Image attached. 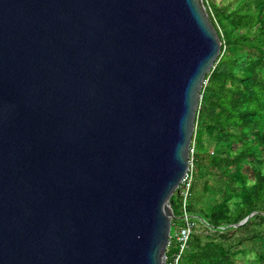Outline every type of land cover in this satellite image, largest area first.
Wrapping results in <instances>:
<instances>
[{"label":"water","instance_id":"obj_1","mask_svg":"<svg viewBox=\"0 0 264 264\" xmlns=\"http://www.w3.org/2000/svg\"><path fill=\"white\" fill-rule=\"evenodd\" d=\"M221 44L201 0H0V264H166Z\"/></svg>","mask_w":264,"mask_h":264},{"label":"trees","instance_id":"obj_2","mask_svg":"<svg viewBox=\"0 0 264 264\" xmlns=\"http://www.w3.org/2000/svg\"><path fill=\"white\" fill-rule=\"evenodd\" d=\"M204 5L222 44L196 114L187 199L195 226L180 264H264V0ZM181 200L176 190L177 224Z\"/></svg>","mask_w":264,"mask_h":264},{"label":"built area","instance_id":"obj_3","mask_svg":"<svg viewBox=\"0 0 264 264\" xmlns=\"http://www.w3.org/2000/svg\"><path fill=\"white\" fill-rule=\"evenodd\" d=\"M207 0H201L204 2ZM190 149V157H189V167L188 170L183 177L178 190L182 196L181 200V215L180 218L182 220L181 224L174 223L172 220V225L175 226L174 230L170 231L169 240L166 246V264H180L184 251L188 246L189 239L191 237V233L194 230L195 222L191 218V214L187 209V199L191 194V186H192V174H193V162H192V147ZM172 228V227H171Z\"/></svg>","mask_w":264,"mask_h":264},{"label":"rangeland","instance_id":"obj_4","mask_svg":"<svg viewBox=\"0 0 264 264\" xmlns=\"http://www.w3.org/2000/svg\"><path fill=\"white\" fill-rule=\"evenodd\" d=\"M178 224H181V223H180V221H178ZM174 228H175V226H174V225H172V228H171V230L173 231V230H174Z\"/></svg>","mask_w":264,"mask_h":264},{"label":"clouds","instance_id":"obj_5","mask_svg":"<svg viewBox=\"0 0 264 264\" xmlns=\"http://www.w3.org/2000/svg\"><path fill=\"white\" fill-rule=\"evenodd\" d=\"M178 190V189H177ZM173 220V219H172Z\"/></svg>","mask_w":264,"mask_h":264}]
</instances>
